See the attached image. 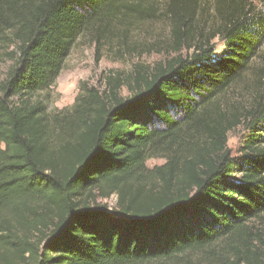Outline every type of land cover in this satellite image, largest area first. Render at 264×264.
Segmentation results:
<instances>
[{
  "label": "trees",
  "instance_id": "1",
  "mask_svg": "<svg viewBox=\"0 0 264 264\" xmlns=\"http://www.w3.org/2000/svg\"><path fill=\"white\" fill-rule=\"evenodd\" d=\"M205 2L0 0V62L11 61L0 79V264H264L254 223L264 217V0ZM117 16L166 17L175 44L193 49L138 71L129 98L111 76L107 92L86 89L50 112L37 94L81 34ZM255 58L241 112L224 94ZM114 193L109 212L97 199Z\"/></svg>",
  "mask_w": 264,
  "mask_h": 264
},
{
  "label": "rangeland",
  "instance_id": "2",
  "mask_svg": "<svg viewBox=\"0 0 264 264\" xmlns=\"http://www.w3.org/2000/svg\"><path fill=\"white\" fill-rule=\"evenodd\" d=\"M205 1L210 7L213 0ZM155 2L161 11L167 0ZM258 6L264 7L263 3H258ZM209 7L208 12L211 11ZM106 21H103L104 25L100 30H91L76 39L53 84L37 94L50 112L70 109L76 96L86 89H96L100 94L107 92L111 76L120 78L119 95L129 98L133 94L134 78L138 71L145 74L158 63L178 54L186 56L193 49L187 48L188 43L194 44L192 40L175 44L166 17L142 20L134 16H117ZM205 30H208L206 26ZM210 42L216 53L224 48L223 39L220 37H215ZM10 65L11 61L5 58L0 62V79ZM258 65L259 59L255 58L252 69L246 73L244 79L224 94V99L234 103L241 112L251 104L256 79L254 68ZM245 132L244 124L229 132L227 148L233 156L238 155ZM163 163V158H151L146 161V166L151 168ZM97 201L106 203L108 211L111 212L116 206L117 195L114 193L108 198H98ZM254 223L264 231V217Z\"/></svg>",
  "mask_w": 264,
  "mask_h": 264
}]
</instances>
